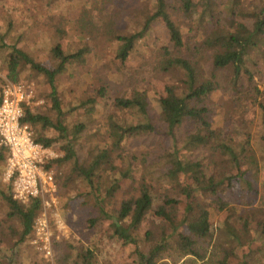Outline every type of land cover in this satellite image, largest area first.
I'll return each mask as SVG.
<instances>
[{
  "label": "trees",
  "instance_id": "16d2710c",
  "mask_svg": "<svg viewBox=\"0 0 264 264\" xmlns=\"http://www.w3.org/2000/svg\"><path fill=\"white\" fill-rule=\"evenodd\" d=\"M179 1L180 12L197 21L198 47L190 48L185 44L180 29L168 12L171 8L168 0H155L154 10L150 15H144L139 32L128 36L112 34L117 44L115 59L124 66L136 50L137 43L147 36L152 23L160 20L169 35V46L156 52L151 73L157 78L160 74L178 73L180 80L178 85L165 84L163 94L155 101L150 100L147 92L137 84L126 85L125 88L131 86L129 91L114 95L111 104L115 113H126L128 120L120 119L115 113L108 115L105 123L107 143L99 147L88 162H79L75 152L86 127L77 122L67 128L60 122L64 114L56 95L55 80L70 67L87 63L91 54L89 45L68 40L63 46L57 41L49 49L48 62L44 65L35 63L17 47H11L5 60V77L16 82L23 68L28 67L45 78L50 90L46 97L56 113V122L47 115L24 107L22 123L30 127L35 143L45 148L59 145L57 150L63 156L50 164L72 161L71 172L63 186L71 184L76 177L84 180L91 190L99 219H91L89 226L93 227L100 218L110 221V238L132 247L139 264H167L162 261L172 258L171 254L178 256L172 259L173 264L191 257L211 264H256L257 261L264 264V210L249 209L238 215L223 197L238 190L239 186L248 192L253 191L259 172L256 154L248 139L235 141L222 127H213L206 106L207 99L221 89L218 73L226 71L232 102L249 100L257 107L262 124L259 140L264 144V86L259 89L250 71L258 68L259 62L264 64V10L254 8L252 12L244 13L239 9L240 0H228V3L219 5L213 0H200L199 3ZM247 19L252 21L250 26L242 21ZM57 34L65 36L60 29H57ZM0 44V50L6 48L4 43ZM202 58L210 62L208 75L201 67ZM106 92V85L97 87L66 112L81 108L86 115H93ZM152 102L157 109L151 115ZM156 120L166 126L173 142L177 141L173 134L175 128L190 123L192 129L180 140L181 147L174 146L173 150L161 152L156 158L148 155L152 161L142 158L140 180L128 197L121 199L116 212L110 215L102 203L138 172L123 145L132 138L153 134ZM46 131L57 135L48 136ZM186 149L205 150L208 163L185 156L183 151ZM6 159L7 151L1 146L0 163H5ZM102 173L110 176L111 184L107 188ZM161 173L167 186L157 193L146 179L153 183L160 178L156 174ZM176 176L189 178L190 182L170 183ZM182 198L184 206L181 213ZM0 199L6 209L0 221V244L9 242L14 249L31 234L40 205L37 200L19 204L12 198L10 185L0 188ZM223 212L228 214L227 217L217 221L215 227L214 217ZM149 215L158 220L160 231L157 234L146 231L143 240L152 243L145 250L139 246L136 233ZM73 264H98V261L93 250L81 248Z\"/></svg>",
  "mask_w": 264,
  "mask_h": 264
},
{
  "label": "rangeland",
  "instance_id": "374dc122",
  "mask_svg": "<svg viewBox=\"0 0 264 264\" xmlns=\"http://www.w3.org/2000/svg\"><path fill=\"white\" fill-rule=\"evenodd\" d=\"M199 3L200 0H192ZM216 5L226 4L228 0H213ZM155 0H0V43H4L6 48L0 50V88L5 77V60L11 47H17L28 54L35 63L44 65L48 62L49 49L59 41L64 46L68 40L74 44L79 41L86 42L91 54L87 58V63L83 66L70 67L69 70L60 74L55 80L56 95L61 103V111L64 114L60 117V122L67 128L74 123L85 125L86 130L82 139L75 147V152L79 162H88L97 149L107 142L105 123L109 114L115 113L112 107V97L121 95L129 91L131 86L137 84L145 90L150 100L155 101L163 94L165 84L178 85L180 75L160 74L157 78L151 73V67L156 62V52L169 46V35L164 24L160 20H155L147 36L139 41L136 50L130 55L129 60L121 66L115 59L117 49L116 42L112 39V34L128 36L141 30L144 15H150L154 10ZM171 4L169 14L173 22L180 29L183 40L190 48L198 47L197 21L191 20L180 12L179 0H168ZM223 9L221 6H218ZM255 9L264 10V0H240L239 9L246 13ZM247 25H251V20H242ZM57 29L65 33L64 37L57 34ZM60 37V38H58ZM62 39V40H61ZM61 40V41H60ZM1 45V44H0ZM201 67L205 75L211 70L210 62L202 58ZM252 68V67H251ZM253 73L254 83L262 89L264 86V64L258 63V68L250 70ZM228 73L220 71L218 73L221 89L218 93L211 95L206 106L209 109V119L213 127H222L227 135L235 141H250L257 161L259 172L257 181L253 183V191L248 192L239 186L238 190L224 194L225 200L230 202L236 209L238 215L249 209L264 210V144L260 142L262 124L260 114L256 106L248 100L240 103H233L230 92L227 88ZM16 82L31 84L34 97L27 106L31 111L49 116L56 122V113L51 108V101L47 99L50 92L48 84L43 76L35 74L28 67L23 68L20 78ZM106 85L107 92L100 105L97 106L93 115H86L84 109L79 108L72 113L66 112L71 109L79 99L90 95L97 87ZM157 107L152 102L150 107L151 115L155 113ZM66 114V115H65ZM120 119L128 120L126 113L118 111L115 113ZM156 131L150 136L132 138L124 143V150L132 157L133 168L138 172L132 178L122 183V188L115 192L112 197L104 200V210L112 215L118 209L121 199L128 197L132 188L141 178L139 167L142 158L150 160L148 155L156 158L161 152L173 150V147H181L180 140L184 134L192 129L190 123H183L174 129L172 141L166 126L156 120ZM46 134L57 135L52 131ZM59 145L48 148L52 162L63 156L57 150ZM184 155L193 160L203 161L207 164V152L205 150L189 151L184 150ZM152 161V160H150ZM119 164V162H118ZM51 165V164H50ZM73 162L68 161L61 165H51L56 173L58 184L57 213L58 219L62 222L63 228H56L54 219L47 217V223L51 233L50 245L52 256L45 257L33 245L34 231L32 230L25 242L11 249L9 242L0 244V264H73L76 254L81 248H89L96 254L98 264H139L138 258L134 255L132 247L123 246L116 240L110 238L108 225L110 221L101 220L91 227V219H99L97 205L91 190L82 179L74 178L71 184L63 186L67 175L71 172ZM7 165L0 163V188H6L10 182L6 179ZM164 172V170H163ZM159 175L157 181L146 179V181L156 189L157 193L166 188L167 184L164 174ZM104 186H110V176L102 173ZM163 178V179H162ZM170 183H189V178L180 176L174 177ZM154 184V185H153ZM11 187V185H10ZM60 188V189H59ZM102 196L100 199H102ZM181 205L183 212L184 199ZM6 209L0 199V221L4 217ZM223 212L215 216L213 224L227 217ZM42 217V210L34 221ZM33 223V225H34ZM32 225V229H33ZM158 220L149 215L136 233L141 249H147L152 242L143 240L146 231L159 233ZM254 224H252V227ZM138 242V243H139ZM257 245V244H256ZM203 246V245H202ZM172 258L163 260L167 264H173V260L178 256L171 254ZM257 261L256 264H260ZM175 264H211L208 261H197L191 258H184Z\"/></svg>",
  "mask_w": 264,
  "mask_h": 264
},
{
  "label": "built area",
  "instance_id": "2783aa9c",
  "mask_svg": "<svg viewBox=\"0 0 264 264\" xmlns=\"http://www.w3.org/2000/svg\"><path fill=\"white\" fill-rule=\"evenodd\" d=\"M34 97L31 84L5 80L0 88V147L7 151L6 179L11 185L13 200L26 205L37 200L42 217L33 225L32 245L45 257H51V233L47 217L53 218L56 228L62 229L58 219V185L56 173L50 166L48 148L33 140V132L22 123L24 107Z\"/></svg>",
  "mask_w": 264,
  "mask_h": 264
}]
</instances>
